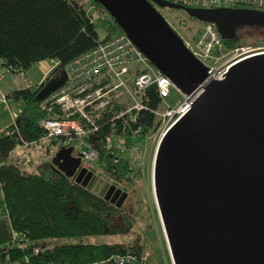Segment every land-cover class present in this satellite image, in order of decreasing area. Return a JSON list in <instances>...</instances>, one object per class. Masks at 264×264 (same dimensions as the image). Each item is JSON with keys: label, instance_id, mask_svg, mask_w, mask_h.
<instances>
[{"label": "water", "instance_id": "1", "mask_svg": "<svg viewBox=\"0 0 264 264\" xmlns=\"http://www.w3.org/2000/svg\"><path fill=\"white\" fill-rule=\"evenodd\" d=\"M93 1L186 96L206 79L207 68L156 7L210 23L223 40L238 26L264 28V13L255 10L191 9L163 0ZM64 81L62 72L37 98L43 101ZM72 151L59 148L52 164L90 189L95 177L79 169L80 157ZM151 183L172 264H264V52L235 60L221 80L204 86L159 142ZM113 191L112 199L120 193L110 187L104 199Z\"/></svg>", "mask_w": 264, "mask_h": 264}, {"label": "trees", "instance_id": "2", "mask_svg": "<svg viewBox=\"0 0 264 264\" xmlns=\"http://www.w3.org/2000/svg\"><path fill=\"white\" fill-rule=\"evenodd\" d=\"M94 2L91 0L89 3ZM86 2L75 0H0V63L22 71L32 65L56 60L58 65L48 77L63 72V67L81 54L96 47L100 41L96 26L85 15ZM114 32H121L113 22ZM238 42V41H237ZM224 50L240 44L223 40ZM42 84L15 90L5 96L10 102H21L22 108L15 127L10 124L0 132V207L6 210L8 222L0 220V245L10 238L11 230L23 234L26 246L9 248L10 261L19 264H114L113 255L140 256L141 246L121 244H87L82 239L105 234H126V226L114 227L116 212L101 197L55 170L53 164L23 173L8 159L17 145L37 142L43 131L39 122L52 115L41 108L38 98ZM143 102L155 109L159 98L154 88L146 90ZM144 130L155 121L150 111L138 117ZM107 128L93 137L99 149V160L115 181H128L138 176L123 158L110 159L101 139ZM59 142V141H58ZM92 142V141H91ZM60 145L58 146V148ZM114 217V218H113ZM120 218V217H119ZM125 218L122 217V223ZM75 241L34 254L33 246L45 240ZM108 260V263L105 261Z\"/></svg>", "mask_w": 264, "mask_h": 264}, {"label": "built area", "instance_id": "3", "mask_svg": "<svg viewBox=\"0 0 264 264\" xmlns=\"http://www.w3.org/2000/svg\"><path fill=\"white\" fill-rule=\"evenodd\" d=\"M163 1L191 9H248L264 13V0ZM85 15L94 26L104 25L106 35L96 47L63 67L64 83L41 102V108L50 112L52 117L39 122L43 134L37 142L51 138L59 141L60 148L71 147L73 155L80 157L79 169L90 172L100 156L92 139L98 137L104 127L107 133L100 141L114 162L123 158L129 169L138 170L145 160L148 143L152 141L153 163L162 137L189 111L204 86L210 80H221L235 60L256 50L235 48L224 53L220 34L214 25L205 23V30L194 46L191 48L188 43L184 44L207 68V77L193 93L186 96L167 77L154 69L122 32L111 30L113 21L100 5L89 3ZM238 49L240 53L234 54ZM47 63V73L58 65V61L53 59ZM6 69L12 74L24 75L20 69ZM150 88H154L159 98L155 109H149L143 102L145 92ZM0 102L8 107L11 124L15 127L21 109L14 110L5 97ZM142 111H150L154 116L155 123L150 129L144 130L139 125L138 117ZM31 144L22 143L14 150ZM0 213V220L8 222L4 207ZM25 242L23 234L11 230L3 251L13 246L20 248ZM110 261L114 264L137 263L136 257L128 254L113 256Z\"/></svg>", "mask_w": 264, "mask_h": 264}, {"label": "rangeland", "instance_id": "4", "mask_svg": "<svg viewBox=\"0 0 264 264\" xmlns=\"http://www.w3.org/2000/svg\"><path fill=\"white\" fill-rule=\"evenodd\" d=\"M75 1L86 2L88 6L91 0ZM161 15L191 48L200 38L206 27V24L195 21L182 12L167 10L161 12ZM96 33L98 39L104 38L106 35V28L104 25L99 24L96 26ZM239 41L241 44L236 46V49H256L246 54L254 53L259 50L260 52H264V34L251 32L250 35L242 36V39ZM223 52L227 53L228 51L223 50ZM237 53H240V49L234 54ZM43 64L47 66V62H39L32 65L29 69L23 71V76L12 74L5 67L0 65V98L6 91L20 90L38 83L42 77L41 71L43 72L45 69L42 67ZM43 82L41 84H43ZM16 105L18 106L17 108ZM16 105L13 108L14 110L21 109V102H17ZM10 123L11 118L9 115V109L6 105L0 103V132ZM152 138L150 140H152ZM58 146L59 142L55 139L50 138L41 140L35 144L14 150L10 154L8 162L16 163L20 171L23 173H33L38 167H48L52 164L53 157L60 148H58ZM152 152L153 143L151 141L148 143V151L143 165L138 169V176L128 181H115L110 175H108L106 167L100 160L93 166L91 172L95 179L89 184L90 189H86L102 199L109 191L110 187L119 190L120 193L114 199H112L114 191L111 192L109 197L111 200L110 202H107L116 212L114 215L116 221L112 222V226L123 227L126 226L127 222L129 223V230L126 234H105L98 237L84 238L82 239L83 243L95 245L103 243L108 245L121 244L125 247L137 244L142 248L140 256L128 254L136 257V264H170L151 188ZM122 194H124V199L119 201ZM2 198V193L0 192V202L2 201ZM0 209L2 210V206ZM122 217L125 218L124 223H122ZM62 242L73 243L75 241L45 240L40 244L33 246V253L37 254L35 253L36 250L40 253L44 249L59 246ZM26 243L27 241L21 247L26 246ZM4 246V243L0 245V264H19L10 261V254L8 253L9 248H6V252H4ZM25 262L31 264L28 263L26 258ZM105 263H108V260H106Z\"/></svg>", "mask_w": 264, "mask_h": 264}, {"label": "flooded vegetation", "instance_id": "5", "mask_svg": "<svg viewBox=\"0 0 264 264\" xmlns=\"http://www.w3.org/2000/svg\"><path fill=\"white\" fill-rule=\"evenodd\" d=\"M156 7V6H155ZM157 8V10L161 13V12H165V11H167V10H169V11H177V12H182V13H184L185 15H187L185 12H183V11H180V10H173V9H167V8H159V7H156ZM188 16V15H187ZM189 18H191L190 16H188ZM191 19H194V18H191ZM195 21H199V20H197V19H194ZM199 22H201L202 24H205L204 22H202V21H199ZM215 27V26H214ZM251 32H254V33H258V34H264V28H262V27H257V26H238V27H236L235 28V31H234V34H233V37L231 38V39H229V42H231V43H236V44H241L240 43V39H242V36H244V35H250L251 34ZM245 33V34H244ZM242 35V36H241ZM238 41V42H237ZM55 77V76H54ZM54 77H47L45 80H44V82H43V84H42V87L44 86V85H46L52 78H54ZM104 197H105V195L103 196V200L105 201V202H110V198L108 199V200H105L104 199Z\"/></svg>", "mask_w": 264, "mask_h": 264}, {"label": "crops", "instance_id": "6", "mask_svg": "<svg viewBox=\"0 0 264 264\" xmlns=\"http://www.w3.org/2000/svg\"><path fill=\"white\" fill-rule=\"evenodd\" d=\"M43 62H47V61H43ZM42 67H43V72L41 71V74H42V77L40 78V81L38 82V83H36V84H33V85H31V86H27V87H25V88H29V87H34V86H37V85H39L40 83H42L43 82V80L45 79V78H47L48 77V75H50V72L49 73H47L46 71L48 70V68H49V66H48V63H47V66L45 65V64H43L42 65ZM25 88H23V89H25ZM12 91H15V90H10V91H6V92H4V94H3V96L2 97H5L7 94H9L10 92H12ZM1 97V98H2ZM1 98H0V100H1ZM1 103V102H0ZM9 104H10V102H8ZM17 104V102H11V106H12V108H14L15 107V105ZM18 106L16 105V108H17ZM20 108H22V106L20 107ZM9 115H10V111H9ZM10 118H11V116H10ZM12 122V121H11ZM11 124V123H10ZM10 124H8L7 126H9ZM6 126V127H7Z\"/></svg>", "mask_w": 264, "mask_h": 264}, {"label": "bare ground", "instance_id": "7", "mask_svg": "<svg viewBox=\"0 0 264 264\" xmlns=\"http://www.w3.org/2000/svg\"><path fill=\"white\" fill-rule=\"evenodd\" d=\"M256 53H261L260 50L257 51V52H254V53H249V54H256ZM247 54V55H249ZM151 188H152V183H151ZM152 194H153V190H152ZM153 200H154V204H155V207H156V203H155V199H154V196H153ZM156 211H157V207H156ZM157 215H158V211H157ZM158 219H159V223H160V226H161V229H162V225H161V221H160V218H159V215H158ZM162 233H163V237H164V243L166 245V249H167V252H168V247H167V243H166V239H165V235H164V232H163V229H162ZM168 256H169V259H170V255H169V252H168ZM170 264H172V261L170 259Z\"/></svg>", "mask_w": 264, "mask_h": 264}]
</instances>
